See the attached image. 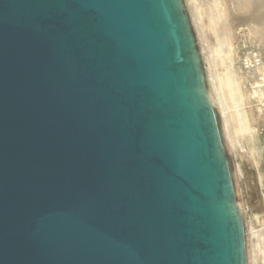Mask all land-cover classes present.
I'll return each mask as SVG.
<instances>
[{
  "label": "water",
  "instance_id": "1",
  "mask_svg": "<svg viewBox=\"0 0 264 264\" xmlns=\"http://www.w3.org/2000/svg\"><path fill=\"white\" fill-rule=\"evenodd\" d=\"M0 264H247L182 0H0Z\"/></svg>",
  "mask_w": 264,
  "mask_h": 264
},
{
  "label": "rangeland",
  "instance_id": "2",
  "mask_svg": "<svg viewBox=\"0 0 264 264\" xmlns=\"http://www.w3.org/2000/svg\"><path fill=\"white\" fill-rule=\"evenodd\" d=\"M243 220L247 264H264V0H182Z\"/></svg>",
  "mask_w": 264,
  "mask_h": 264
},
{
  "label": "bare ground",
  "instance_id": "3",
  "mask_svg": "<svg viewBox=\"0 0 264 264\" xmlns=\"http://www.w3.org/2000/svg\"><path fill=\"white\" fill-rule=\"evenodd\" d=\"M208 95H209V99H210V102H211V104H213L212 102V98H211V96H210V94L208 93Z\"/></svg>",
  "mask_w": 264,
  "mask_h": 264
}]
</instances>
